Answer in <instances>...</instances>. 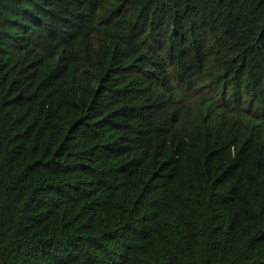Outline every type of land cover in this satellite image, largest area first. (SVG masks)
<instances>
[{
	"label": "trees",
	"instance_id": "16d2710c",
	"mask_svg": "<svg viewBox=\"0 0 264 264\" xmlns=\"http://www.w3.org/2000/svg\"><path fill=\"white\" fill-rule=\"evenodd\" d=\"M0 264H264V0H0Z\"/></svg>",
	"mask_w": 264,
	"mask_h": 264
}]
</instances>
